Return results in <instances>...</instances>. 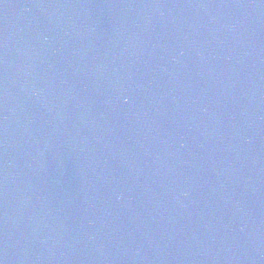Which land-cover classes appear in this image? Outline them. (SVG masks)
I'll list each match as a JSON object with an SVG mask.
<instances>
[{
  "label": "water",
  "instance_id": "95a60500",
  "mask_svg": "<svg viewBox=\"0 0 264 264\" xmlns=\"http://www.w3.org/2000/svg\"><path fill=\"white\" fill-rule=\"evenodd\" d=\"M0 264H264V0H0Z\"/></svg>",
  "mask_w": 264,
  "mask_h": 264
}]
</instances>
